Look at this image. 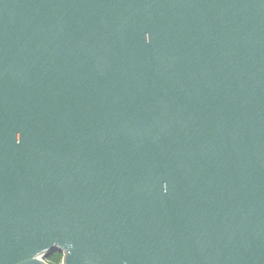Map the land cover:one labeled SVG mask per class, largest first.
<instances>
[{"label":"water","instance_id":"water-1","mask_svg":"<svg viewBox=\"0 0 264 264\" xmlns=\"http://www.w3.org/2000/svg\"><path fill=\"white\" fill-rule=\"evenodd\" d=\"M57 251L264 264V0H0V264Z\"/></svg>","mask_w":264,"mask_h":264},{"label":"trees","instance_id":"trees-1","mask_svg":"<svg viewBox=\"0 0 264 264\" xmlns=\"http://www.w3.org/2000/svg\"><path fill=\"white\" fill-rule=\"evenodd\" d=\"M48 264H62L64 259V253L61 251H57L54 253H50L46 256H43Z\"/></svg>","mask_w":264,"mask_h":264},{"label":"bare ground","instance_id":"bare-ground-1","mask_svg":"<svg viewBox=\"0 0 264 264\" xmlns=\"http://www.w3.org/2000/svg\"><path fill=\"white\" fill-rule=\"evenodd\" d=\"M54 246H56L57 248H61V249L64 250V251L66 252V254H67V250H66V248L61 247V246H59L58 244H54Z\"/></svg>","mask_w":264,"mask_h":264},{"label":"rangeland","instance_id":"rangeland-1","mask_svg":"<svg viewBox=\"0 0 264 264\" xmlns=\"http://www.w3.org/2000/svg\"><path fill=\"white\" fill-rule=\"evenodd\" d=\"M43 254H44V253L39 254L38 257L43 258Z\"/></svg>","mask_w":264,"mask_h":264}]
</instances>
